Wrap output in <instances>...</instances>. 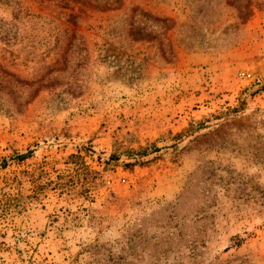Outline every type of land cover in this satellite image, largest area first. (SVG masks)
I'll return each instance as SVG.
<instances>
[{
  "label": "rangeland",
  "instance_id": "obj_1",
  "mask_svg": "<svg viewBox=\"0 0 264 264\" xmlns=\"http://www.w3.org/2000/svg\"><path fill=\"white\" fill-rule=\"evenodd\" d=\"M262 87L264 0H0V264H264Z\"/></svg>",
  "mask_w": 264,
  "mask_h": 264
},
{
  "label": "trees",
  "instance_id": "obj_2",
  "mask_svg": "<svg viewBox=\"0 0 264 264\" xmlns=\"http://www.w3.org/2000/svg\"><path fill=\"white\" fill-rule=\"evenodd\" d=\"M21 6H20V4H19V6H17V7H14V11H16L15 12V15H18V13L20 12V10H21V8H20ZM262 89H264V87H262ZM140 151H142V153H140ZM157 151V150H156ZM154 152V151H153ZM138 154L137 155H135V157L136 158H143L144 156H146L145 155V151H143L141 148H139V151L137 152ZM30 151H28V153L27 154H25V155H18L17 156V158L19 159V160H24V159H26L28 156H30ZM135 157H133V158H135ZM110 160H118V157L116 156V154L115 153H113L112 155H111V157H110ZM138 160L136 159L135 161H133V163H126L125 164V166H128V167H130V166H133L136 162H137Z\"/></svg>",
  "mask_w": 264,
  "mask_h": 264
}]
</instances>
